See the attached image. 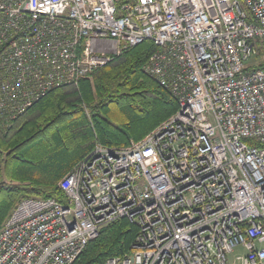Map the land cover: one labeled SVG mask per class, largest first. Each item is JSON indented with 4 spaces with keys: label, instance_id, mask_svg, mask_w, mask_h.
<instances>
[{
    "label": "built area",
    "instance_id": "built-area-1",
    "mask_svg": "<svg viewBox=\"0 0 264 264\" xmlns=\"http://www.w3.org/2000/svg\"><path fill=\"white\" fill-rule=\"evenodd\" d=\"M145 41L176 111L96 143L57 183L64 203L21 200L0 264H72L120 219L131 250L101 264H264V0H0V128Z\"/></svg>",
    "mask_w": 264,
    "mask_h": 264
},
{
    "label": "trees",
    "instance_id": "trees-1",
    "mask_svg": "<svg viewBox=\"0 0 264 264\" xmlns=\"http://www.w3.org/2000/svg\"><path fill=\"white\" fill-rule=\"evenodd\" d=\"M154 50L149 41L128 47L77 85L52 89L8 129L0 128V228L23 199L64 203L57 183L96 143L126 146L176 111L171 94L143 70ZM137 231L126 219L109 224L72 264H101L127 254Z\"/></svg>",
    "mask_w": 264,
    "mask_h": 264
},
{
    "label": "rangeland",
    "instance_id": "rangeland-1",
    "mask_svg": "<svg viewBox=\"0 0 264 264\" xmlns=\"http://www.w3.org/2000/svg\"><path fill=\"white\" fill-rule=\"evenodd\" d=\"M135 141H137V140H135ZM243 254H244L243 250L240 247H237L231 253L227 254L226 258H227V261L229 263H232L233 261L236 260L237 257L242 256Z\"/></svg>",
    "mask_w": 264,
    "mask_h": 264
}]
</instances>
